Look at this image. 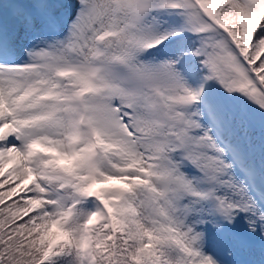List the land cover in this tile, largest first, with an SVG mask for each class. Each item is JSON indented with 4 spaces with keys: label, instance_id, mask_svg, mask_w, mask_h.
<instances>
[{
    "label": "snow or ice",
    "instance_id": "obj_1",
    "mask_svg": "<svg viewBox=\"0 0 264 264\" xmlns=\"http://www.w3.org/2000/svg\"><path fill=\"white\" fill-rule=\"evenodd\" d=\"M0 264H264V0H0Z\"/></svg>",
    "mask_w": 264,
    "mask_h": 264
}]
</instances>
